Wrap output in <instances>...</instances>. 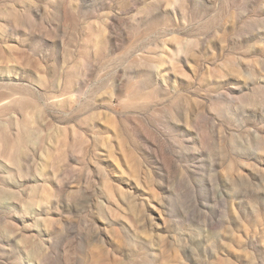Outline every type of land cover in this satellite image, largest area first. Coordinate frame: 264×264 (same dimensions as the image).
<instances>
[{"label":"rangeland","instance_id":"obj_1","mask_svg":"<svg viewBox=\"0 0 264 264\" xmlns=\"http://www.w3.org/2000/svg\"><path fill=\"white\" fill-rule=\"evenodd\" d=\"M0 264H264V0H0Z\"/></svg>","mask_w":264,"mask_h":264}]
</instances>
